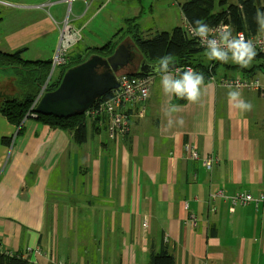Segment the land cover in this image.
Returning a JSON list of instances; mask_svg holds the SVG:
<instances>
[{"label": "crops", "instance_id": "crops-1", "mask_svg": "<svg viewBox=\"0 0 264 264\" xmlns=\"http://www.w3.org/2000/svg\"><path fill=\"white\" fill-rule=\"evenodd\" d=\"M30 1L0 0L6 7L4 15L0 11L1 53L25 49L26 61H51L68 12L82 33L81 48L102 47L127 19L140 28L132 0ZM244 69L219 65L204 80L200 99L184 104L164 94L156 74L143 114L140 105L132 107L126 133L88 126L82 145L73 133L33 119L18 136L0 116V250L24 257L41 246L33 264H148L150 253L163 247L174 264H264V207H231L213 198L219 192L264 194V94L239 89L252 104L240 113L220 84L264 83V72L257 78ZM14 82L13 91L0 88V100L20 96L19 79ZM169 103L180 106L172 119L182 118V127H167Z\"/></svg>", "mask_w": 264, "mask_h": 264}, {"label": "trees", "instance_id": "trees-1", "mask_svg": "<svg viewBox=\"0 0 264 264\" xmlns=\"http://www.w3.org/2000/svg\"><path fill=\"white\" fill-rule=\"evenodd\" d=\"M216 3L218 9L215 8ZM179 9L184 23L188 26L190 22L196 20H201L210 26H215L223 21L232 26L233 32L251 37L261 33L258 31L259 24L255 16L258 9L264 12V0H239L236 4H227L226 0H184L179 4ZM125 39H128L127 43L130 42L136 49V52L133 50L134 61L135 56L137 59L135 67H127L118 75L124 74L133 78L144 77L138 75L136 70L141 61L157 64L160 57L169 54L173 57L176 68L183 70L186 67H191L196 72L203 73L204 80L211 75L214 76L219 65H223L220 61H211L209 65L205 64L201 58L204 50L188 36L183 26L176 27L171 32L149 33V31H141L137 20L133 18L125 20L124 27L100 48L75 46V51L69 52L65 64L54 69L47 83L46 91H54L67 70L81 65L90 57L99 56L105 59L111 56L118 45L126 44L123 41ZM24 51L25 49L13 53L0 52V68L12 70L22 86L19 97H9L2 100L3 102L0 104V116L8 124L18 129V136L23 132V122L26 119H33L54 130L73 133L78 145L86 142L88 126L91 127V130L98 128V124L107 128V120L104 116L95 117L90 125H87L85 115L87 112L69 118L35 115L33 105L41 88L49 78L51 61H26L22 58ZM256 53L252 61L257 64L253 63L250 69H244L251 75L264 71V53ZM97 72H101V69H98ZM109 97L110 92L96 100L89 111L101 102L108 100ZM177 101L184 104L187 100L178 98ZM10 142V139L2 140L3 145H9ZM30 258L28 254L23 257L18 254H7L0 250V264H32ZM148 264H174V261L166 248L163 247L158 254L150 253Z\"/></svg>", "mask_w": 264, "mask_h": 264}, {"label": "clouds", "instance_id": "clouds-1", "mask_svg": "<svg viewBox=\"0 0 264 264\" xmlns=\"http://www.w3.org/2000/svg\"><path fill=\"white\" fill-rule=\"evenodd\" d=\"M255 19L259 24L258 31L264 32V12L258 9ZM189 31L192 36L199 38L201 45L205 48V56L208 60L222 63H228L231 60L241 68H247L257 54L252 40L246 39L243 33L234 36L232 26L223 21L215 26H210L201 20H196L190 22ZM152 69L153 72L160 75L162 90L169 98L175 96L179 99H186L189 103H196L200 99L201 88L204 85L203 73L196 72L191 67L183 70L176 68L175 61L170 54L160 57ZM254 86L259 87V84ZM224 87L228 89V102L232 109L240 113L252 110V104L242 98L239 90L244 85L239 81H236L234 85L225 82ZM179 111L180 106L169 103L168 109L165 110V116L168 117V128L184 125L182 118L172 119L173 114Z\"/></svg>", "mask_w": 264, "mask_h": 264}, {"label": "built area", "instance_id": "built-area-1", "mask_svg": "<svg viewBox=\"0 0 264 264\" xmlns=\"http://www.w3.org/2000/svg\"><path fill=\"white\" fill-rule=\"evenodd\" d=\"M77 0H65L69 5ZM69 12L67 13V18L62 24V28L59 35V41L57 44V48L55 54L51 60V70L50 75H52L55 68L65 64L66 58L69 52L82 41V33L80 29H77L73 24L68 21ZM183 28L187 32L188 36L194 39L200 48L205 51V48L201 45L198 37H194L191 35L189 31V26L184 23ZM233 31V30H232ZM239 33L233 32V35H237ZM245 36V35H244ZM246 39L252 40L256 52L264 53V32H261L257 35L246 37ZM229 55H231L229 53ZM188 68V67H186ZM185 68V69H186ZM51 76L47 79L45 85L41 88L33 108L37 105L41 97L46 93L47 83ZM210 77H213L212 75ZM116 81L118 84V88L110 92V97L108 100L101 102L92 110H88L86 115L87 125H90V122L98 116H104L107 120V132L110 135L120 133L124 134L129 130V118L131 115V109L134 105H140V109L137 110L139 115L143 114L144 103L149 98V89H150V77H139L133 78L127 75L121 74L116 77ZM236 81L239 80H223L220 84L222 86L225 85V82L235 84ZM244 87L240 89H253L258 91L260 94H264V83H259L256 80H245L239 81ZM259 84V87L254 86L255 84ZM192 158L197 159V154L192 153ZM204 165L207 170H210L211 162L208 160L204 161ZM221 197L225 201L227 200L231 207L236 205L245 206L252 205L257 207L261 205L264 207V194L259 193L256 196L247 194V193H238L232 197H226L222 195V193H217L213 196ZM143 227H146L143 224ZM42 252V247L37 246L32 249H28V256H30L32 263H34V259L36 256L40 255ZM10 254V253H7ZM53 264H65L62 262H54Z\"/></svg>", "mask_w": 264, "mask_h": 264}, {"label": "water", "instance_id": "water-1", "mask_svg": "<svg viewBox=\"0 0 264 264\" xmlns=\"http://www.w3.org/2000/svg\"><path fill=\"white\" fill-rule=\"evenodd\" d=\"M129 49L125 44H120L105 59L92 56L81 65L67 70L58 87L41 97L34 107V114L69 118L87 112L96 100L118 88V73L133 65L134 55ZM154 65L141 61L136 67L137 74L144 77L156 75L152 69ZM98 69L103 71L98 73Z\"/></svg>", "mask_w": 264, "mask_h": 264}, {"label": "rangeland", "instance_id": "rangeland-1", "mask_svg": "<svg viewBox=\"0 0 264 264\" xmlns=\"http://www.w3.org/2000/svg\"><path fill=\"white\" fill-rule=\"evenodd\" d=\"M34 1L35 0H32L30 2L33 3ZM226 1H227V4H236L239 0H226ZM141 2H142L143 8L142 6H139V1H138V4L136 0H132L131 2L128 3L130 6L138 5V9H139L138 11H140L141 13V17L140 19H138L140 23L141 31L151 30L152 32H156L158 30H161L159 32H164V31L171 32L175 27L182 25V20L180 19L179 12H178L179 8L177 6V4L181 3L182 0H141ZM171 4L174 5L171 8L172 10H168ZM110 5H113V4H110ZM215 8L218 9L217 3L215 4ZM0 11H1V16L4 15V12L6 11V7L4 5H0ZM104 33L105 32H102V34ZM101 40L104 41L106 39H101ZM125 45L130 47L129 50H131L132 53H133V50L136 52V49L133 48V46L130 43H126ZM204 56H205V52H203V57ZM212 61L214 62L215 60H212ZM253 63L257 64V62L252 61L251 64L247 67V69H250ZM228 64L233 65L234 63L231 60H229ZM236 74L239 75L240 73L235 71L234 75ZM231 76H232V73H231ZM216 77L218 76L216 75ZM256 77L258 78L259 75L257 74ZM9 78L10 80H8ZM14 80H16V77L14 76L12 70H9V69L0 70V88L5 87L9 91H13L17 85L15 84ZM252 80H256L261 84L263 83L257 80L256 78ZM229 81H232V80H229ZM2 102L3 101L0 100V104ZM25 121L23 122V125ZM10 140L12 141V138Z\"/></svg>", "mask_w": 264, "mask_h": 264}]
</instances>
